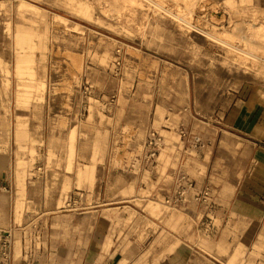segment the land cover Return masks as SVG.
<instances>
[{
	"label": "rangeland",
	"instance_id": "374dc122",
	"mask_svg": "<svg viewBox=\"0 0 264 264\" xmlns=\"http://www.w3.org/2000/svg\"><path fill=\"white\" fill-rule=\"evenodd\" d=\"M207 1L199 10L184 0H0V178L47 182L41 194L59 198L55 215L93 210L100 196L102 208L127 205L115 204L116 192L142 208L147 179L150 191L168 189L177 151L193 156L192 142L218 122V110L250 95L245 86L264 89V0ZM247 28L260 29L258 38L247 41ZM22 35L43 38L31 53L32 80L16 72ZM61 224L49 239L26 233V250L50 247L52 258L79 264L73 241H87L88 231Z\"/></svg>",
	"mask_w": 264,
	"mask_h": 264
},
{
	"label": "crops",
	"instance_id": "0c3cea01",
	"mask_svg": "<svg viewBox=\"0 0 264 264\" xmlns=\"http://www.w3.org/2000/svg\"><path fill=\"white\" fill-rule=\"evenodd\" d=\"M245 87L252 90L246 92L250 95H235L218 110V122L203 127L199 144L192 142L193 156L177 151L181 157L174 156L168 189L150 191V179L140 184L148 191L142 208L132 202L137 197L119 199L116 192L115 204L127 205L102 208L105 204L98 201L107 197L100 196L93 210L55 215L59 198L41 194L47 182L0 178V264H10L1 254L6 234L12 264H50L51 259L52 264H65V256L52 258L50 247L26 250V233L49 239L55 221L88 231L87 241L79 234L73 241L82 253L79 264H264V89ZM180 174L191 188L182 204L170 207L166 200L176 191ZM18 242L20 257L15 256Z\"/></svg>",
	"mask_w": 264,
	"mask_h": 264
},
{
	"label": "bare ground",
	"instance_id": "6f19581e",
	"mask_svg": "<svg viewBox=\"0 0 264 264\" xmlns=\"http://www.w3.org/2000/svg\"><path fill=\"white\" fill-rule=\"evenodd\" d=\"M136 1L137 0H112V2L115 5V7H125L127 5H131V4L135 3ZM184 1H185L186 5L188 6V8H190V9H194V8H196V6H198L197 9L201 10L203 8H206L207 5L210 4V2L208 3L207 0H184ZM208 9H210V8H208ZM211 9L213 10L212 13L215 15L216 12H217L216 7L211 6ZM221 18H223V17H221ZM211 20H212V22H218L220 19L219 20L217 18L214 19L213 16H212ZM213 27H214V25H213ZM259 30L260 29L255 30V29L247 28V38H246V40L250 41L253 38L257 39L258 35H259ZM42 40H43V38L42 39L40 38L38 43L34 44L33 41H32V37L29 36V35H27V36H24V35L17 36L18 49L24 52V55H20L19 58L17 57L18 60L16 62V72H17L18 76H21L23 74H25V75L28 74L30 76V80H32L33 58H32L31 53L33 52L32 50H34L36 47L39 48V49L40 48L41 49L44 48V44H43ZM15 45H16V42H15ZM19 50L17 52H19ZM26 52H28V53H26ZM76 66H77V68H79V63L78 62L76 63ZM23 87L24 88H30V87H33V86L24 85ZM36 87H37V92H38L37 95H38V97H40V93H41L42 87L41 86L40 87L36 86ZM28 93H29V91L26 90V89H24L21 92H17L16 93V99L15 100H16V105L17 106H22L23 104L26 103L25 99L28 98ZM15 134H16L17 138H23V136H24V132L22 130L21 124H19V123L16 124ZM72 137H73V135H71V138ZM80 174L81 175L82 174H87V170H85L83 173H80Z\"/></svg>",
	"mask_w": 264,
	"mask_h": 264
},
{
	"label": "built area",
	"instance_id": "2783aa9c",
	"mask_svg": "<svg viewBox=\"0 0 264 264\" xmlns=\"http://www.w3.org/2000/svg\"><path fill=\"white\" fill-rule=\"evenodd\" d=\"M199 142H200V140H199V138H197L195 141V144H199ZM176 188H177L176 191L171 195V197L168 200H166V203L169 205H172V206L182 204L184 201L185 193L191 188V184L188 183L187 178L184 174H180L178 176ZM206 194L207 193L204 190L203 196H205ZM10 247H11V240H10L9 235L7 234V236L4 237V239L2 241V253L1 254H2L3 259L9 261L10 264H12L11 263V249H10ZM29 254H30V252H29ZM29 264H33V262L30 261Z\"/></svg>",
	"mask_w": 264,
	"mask_h": 264
}]
</instances>
